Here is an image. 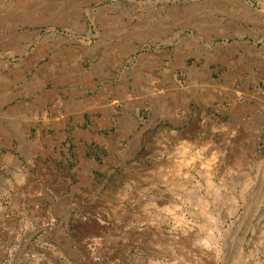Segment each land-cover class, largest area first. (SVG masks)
I'll list each match as a JSON object with an SVG mask.
<instances>
[{
	"label": "rangeland",
	"instance_id": "1",
	"mask_svg": "<svg viewBox=\"0 0 264 264\" xmlns=\"http://www.w3.org/2000/svg\"><path fill=\"white\" fill-rule=\"evenodd\" d=\"M0 264H264V0H0Z\"/></svg>",
	"mask_w": 264,
	"mask_h": 264
},
{
	"label": "crops",
	"instance_id": "2",
	"mask_svg": "<svg viewBox=\"0 0 264 264\" xmlns=\"http://www.w3.org/2000/svg\"><path fill=\"white\" fill-rule=\"evenodd\" d=\"M83 106V105H82ZM88 105H84L83 107H81L80 109H79V111L81 112H83V110H88L87 112H96V109H94V108H91V109H88L89 107H87ZM96 122H97V120H95Z\"/></svg>",
	"mask_w": 264,
	"mask_h": 264
},
{
	"label": "bare ground",
	"instance_id": "3",
	"mask_svg": "<svg viewBox=\"0 0 264 264\" xmlns=\"http://www.w3.org/2000/svg\"><path fill=\"white\" fill-rule=\"evenodd\" d=\"M17 112V111H16Z\"/></svg>",
	"mask_w": 264,
	"mask_h": 264
}]
</instances>
